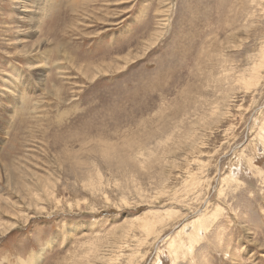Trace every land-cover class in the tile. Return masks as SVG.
<instances>
[{"label": "rangeland", "instance_id": "obj_1", "mask_svg": "<svg viewBox=\"0 0 264 264\" xmlns=\"http://www.w3.org/2000/svg\"><path fill=\"white\" fill-rule=\"evenodd\" d=\"M22 1L0 0V264H264V0Z\"/></svg>", "mask_w": 264, "mask_h": 264}, {"label": "bare ground", "instance_id": "obj_2", "mask_svg": "<svg viewBox=\"0 0 264 264\" xmlns=\"http://www.w3.org/2000/svg\"><path fill=\"white\" fill-rule=\"evenodd\" d=\"M22 3H23V1L22 0H20V1H18L17 0V8L18 9H20L21 8V5H22ZM20 6V7H19ZM34 7V6H33ZM37 7V6H36ZM39 7V6H38ZM16 8V7H15ZM35 8H33V9H22V10H24L23 12H26V13H24V15L23 16H21L20 17V19H22V20H24L23 22H25L26 20L29 22V21H31L29 24H34L35 23V21L32 19V20H29L31 17H32V15H34V14H36L37 13V10H34ZM21 10V11H22ZM43 12V11H42ZM226 13V12H225ZM32 21H33V23H32ZM165 25V24H164ZM126 60H128V58H126ZM35 64H37V62L35 63ZM36 67H40V66H36ZM35 66H34V68H36ZM33 68V69H34ZM248 84V83H247ZM192 138V137H191ZM159 213L160 212H154V216L156 215V216H159ZM166 213V212H165ZM168 215H171V214H169V212H168ZM166 216V215H165ZM167 217V216H166ZM148 218H150V216L148 217ZM163 218V217H162ZM165 219V218H164ZM199 219V218H198ZM196 220V221H193L192 222V224H187V225H185L183 228H182V230L180 231V232H178V233H176L175 235H173V236H171V237H169V241H170V239H172V241L170 242L171 244H172V249H174L175 248V246H176V244L177 243H179L180 244V247H178V249L179 248H182V247H184V245H185V237L186 238H188L187 239V241H189L191 244H192V242H195V243H197L195 240L197 239V236H199V233L197 232L198 230H199V228H201L202 226H203V223L205 222V220L203 219V218H201L202 220ZM146 220H148V219H146ZM195 222V223H194ZM151 223V222H150ZM14 225V224H13ZM198 225H200V226H198ZM148 226V225H147ZM146 226V227H147ZM12 227V226H11ZM11 229V228H10ZM147 229V228H146ZM190 229V230H189ZM157 230V229H156ZM201 230H203V229H201ZM190 231V232H189ZM7 232V231H6ZM9 232V231H8ZM187 232H189V233H187ZM180 238V239H179ZM199 238V237H198ZM200 239V238H199ZM197 241H200V240H197ZM175 245V246H174ZM193 245V244H192ZM112 246V245H111ZM108 249H106V251H107ZM110 251V250H109ZM108 254V253H107ZM108 256V255H107ZM171 256V255H170ZM174 256V255H173ZM175 257V256H174ZM177 257V256H176ZM105 259V258H104ZM109 260V259H108ZM21 261V260H20ZM23 261V260H22ZM101 261V260H100ZM175 261V260H174ZM24 262V261H23ZM22 262V263H23ZM24 264H25V262H24Z\"/></svg>", "mask_w": 264, "mask_h": 264}]
</instances>
